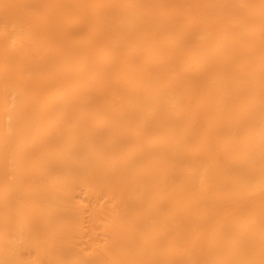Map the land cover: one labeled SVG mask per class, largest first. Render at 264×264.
<instances>
[{
	"label": "bare ground",
	"instance_id": "6f19581e",
	"mask_svg": "<svg viewBox=\"0 0 264 264\" xmlns=\"http://www.w3.org/2000/svg\"><path fill=\"white\" fill-rule=\"evenodd\" d=\"M0 264H264V0H0Z\"/></svg>",
	"mask_w": 264,
	"mask_h": 264
}]
</instances>
